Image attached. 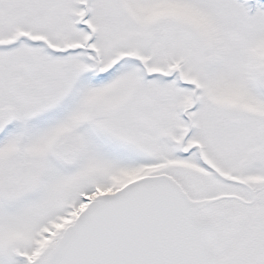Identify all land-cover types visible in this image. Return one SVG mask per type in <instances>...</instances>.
I'll list each match as a JSON object with an SVG mask.
<instances>
[{"label":"snow or ice","instance_id":"obj_1","mask_svg":"<svg viewBox=\"0 0 264 264\" xmlns=\"http://www.w3.org/2000/svg\"><path fill=\"white\" fill-rule=\"evenodd\" d=\"M0 264H264V0H0Z\"/></svg>","mask_w":264,"mask_h":264}]
</instances>
